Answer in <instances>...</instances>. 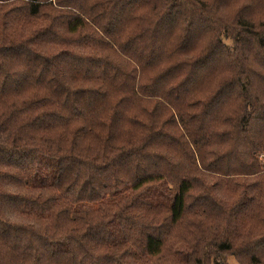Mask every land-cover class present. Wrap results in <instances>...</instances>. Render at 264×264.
Wrapping results in <instances>:
<instances>
[{"label": "trees", "instance_id": "trees-1", "mask_svg": "<svg viewBox=\"0 0 264 264\" xmlns=\"http://www.w3.org/2000/svg\"><path fill=\"white\" fill-rule=\"evenodd\" d=\"M264 264V0H0V264Z\"/></svg>", "mask_w": 264, "mask_h": 264}, {"label": "rangeland", "instance_id": "rangeland-1", "mask_svg": "<svg viewBox=\"0 0 264 264\" xmlns=\"http://www.w3.org/2000/svg\"><path fill=\"white\" fill-rule=\"evenodd\" d=\"M231 263H232V264H237L233 259H232Z\"/></svg>", "mask_w": 264, "mask_h": 264}]
</instances>
